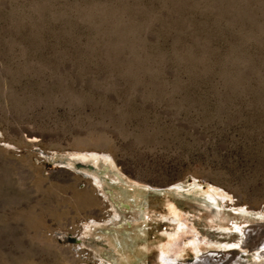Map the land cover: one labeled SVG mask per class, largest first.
<instances>
[{
    "label": "rangeland",
    "instance_id": "obj_1",
    "mask_svg": "<svg viewBox=\"0 0 264 264\" xmlns=\"http://www.w3.org/2000/svg\"><path fill=\"white\" fill-rule=\"evenodd\" d=\"M253 225L264 0H0V264H264Z\"/></svg>",
    "mask_w": 264,
    "mask_h": 264
},
{
    "label": "bare ground",
    "instance_id": "obj_2",
    "mask_svg": "<svg viewBox=\"0 0 264 264\" xmlns=\"http://www.w3.org/2000/svg\"><path fill=\"white\" fill-rule=\"evenodd\" d=\"M205 197H206V199L209 200V202L211 204H214L215 201L217 200V198L213 195L205 196ZM172 211H173V213H176L175 210H172ZM179 226H181V228L183 229L182 224H179ZM182 231H184V230H182ZM177 233L172 235L166 243H164L163 245L160 246L159 255H158L160 264H176L177 261H176L175 257L178 253L177 250L178 249H180V250L185 249L186 246L181 245L182 243L179 244V236L178 235H180V234L179 233L177 234ZM244 233L246 234V239L248 242L258 244L259 242H263V240H264V225L263 226H254V225L249 226L248 228H246ZM199 241L200 240H197L196 242L192 243L194 249H198L197 244L199 243ZM171 253H175L176 254L175 257ZM234 257H235V254H228L227 256H225L223 258L224 260H222V264L231 262ZM205 262H208V260H205ZM198 264H201V263H198ZM206 264H208V263H206Z\"/></svg>",
    "mask_w": 264,
    "mask_h": 264
},
{
    "label": "water",
    "instance_id": "obj_3",
    "mask_svg": "<svg viewBox=\"0 0 264 264\" xmlns=\"http://www.w3.org/2000/svg\"><path fill=\"white\" fill-rule=\"evenodd\" d=\"M88 167H89V168H93V167L90 166V165H89ZM121 206H124L125 208H128V205H127V204H124V203H122Z\"/></svg>",
    "mask_w": 264,
    "mask_h": 264
}]
</instances>
